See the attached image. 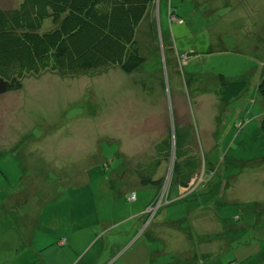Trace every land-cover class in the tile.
<instances>
[{"label":"rangeland","instance_id":"1","mask_svg":"<svg viewBox=\"0 0 264 264\" xmlns=\"http://www.w3.org/2000/svg\"><path fill=\"white\" fill-rule=\"evenodd\" d=\"M153 7L133 73L44 71L0 96V250L25 218L54 264H264V0ZM218 75L248 87L220 104ZM174 124L190 129L201 160L183 196L174 181L165 193L141 186L132 168Z\"/></svg>","mask_w":264,"mask_h":264},{"label":"trees","instance_id":"2","mask_svg":"<svg viewBox=\"0 0 264 264\" xmlns=\"http://www.w3.org/2000/svg\"><path fill=\"white\" fill-rule=\"evenodd\" d=\"M155 1L22 0L16 7H0V96L20 90L25 75L44 71L80 77L118 67L125 74L133 73L144 62L136 31ZM46 20L51 26L42 32ZM218 81L214 96L220 104L236 99L248 87L245 80L223 75ZM256 93L264 101V71ZM259 128L264 135V115ZM172 133L168 130L151 154L134 157L132 168L141 186L160 189L165 181H174L186 192L194 186L201 160L193 135L189 128L175 124Z\"/></svg>","mask_w":264,"mask_h":264},{"label":"crops","instance_id":"3","mask_svg":"<svg viewBox=\"0 0 264 264\" xmlns=\"http://www.w3.org/2000/svg\"><path fill=\"white\" fill-rule=\"evenodd\" d=\"M161 1V0H156ZM154 3L151 4L147 10L146 13L151 12L154 10ZM147 135V133H146ZM140 135L142 141L146 140ZM132 141L131 144L136 143L135 149L130 146L128 149V152H124L123 156H129L133 157L135 151L139 150L137 147H139L140 143ZM133 167V166H132ZM180 193H182L184 190L179 189ZM184 194V193H182ZM23 219V220H22ZM21 220L15 221V226L17 227V235H16V242L12 244V247L5 250H0V264H54L52 262V251L51 249L40 248L38 244L35 241V230L34 225L35 221L33 223L29 222L28 225L25 223V218H22ZM65 243H63L64 245ZM47 249V250H46ZM46 253L44 256V253L42 254V251Z\"/></svg>","mask_w":264,"mask_h":264},{"label":"built area","instance_id":"4","mask_svg":"<svg viewBox=\"0 0 264 264\" xmlns=\"http://www.w3.org/2000/svg\"><path fill=\"white\" fill-rule=\"evenodd\" d=\"M128 199L131 200V201L134 200L135 199V195L134 194L129 195Z\"/></svg>","mask_w":264,"mask_h":264}]
</instances>
